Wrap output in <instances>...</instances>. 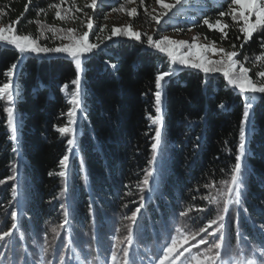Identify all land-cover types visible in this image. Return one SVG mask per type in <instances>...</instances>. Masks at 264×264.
I'll use <instances>...</instances> for the list:
<instances>
[{
    "label": "trees",
    "instance_id": "1",
    "mask_svg": "<svg viewBox=\"0 0 264 264\" xmlns=\"http://www.w3.org/2000/svg\"><path fill=\"white\" fill-rule=\"evenodd\" d=\"M88 1L0 0V23L10 24L20 18L13 26L18 34L39 35L40 44L55 47L63 41L49 31L40 35V25L80 32V18L85 16ZM185 2L197 8L185 16L193 19L181 23L183 28L194 27L208 41L228 49L236 44L241 60L264 51L260 48L264 30H258L240 49L242 21H233L230 15L220 18L221 27L228 25L225 40H221L216 27L210 29L203 24L207 17L215 25L218 13L227 12L231 0ZM52 4L59 8L48 7ZM40 8L44 12L37 16ZM57 10L62 16L74 18L60 20L55 16ZM238 35L240 40L236 39ZM141 41L144 43L118 37L84 60V111L77 114V152L71 155L66 178L57 173L61 170L60 159L68 154L70 137L61 136L56 128L68 123V97L75 90L72 81L77 75L75 63L66 54L21 57L14 47L0 42V86L7 82L4 73L13 63L18 64L13 82L19 136L18 145L8 139L3 112L7 104L0 100V181H5L0 184V229L11 227L14 221L10 214L16 211V233L30 241L32 237L49 238L51 229L61 226L67 210L70 215L69 223L63 224L65 235L69 232L75 246L83 241L92 252L110 232L128 235L127 226L132 222L126 217L139 206L141 195L145 196V206L138 214L133 242L142 246L156 244L177 223L194 232L207 219L215 218V206H209L202 197L214 195L223 188L222 182L230 180L244 99L227 84L222 73L205 76L199 70L181 68L168 78L163 88V142L154 182L151 191H142L155 129L148 119L156 115L155 76L169 65L165 54L149 48L146 40ZM257 65L245 63L253 79H257ZM64 85L68 86L66 92L60 90ZM14 146L18 149L15 152ZM244 165L243 205L248 212H241L230 224L233 249L237 246V231L254 244L262 239L258 229L264 224V98L259 95L247 125ZM13 176L15 179H10ZM13 188L17 189L15 198ZM200 207L211 211H196ZM181 211L186 216L182 217ZM62 252L67 253L66 246Z\"/></svg>",
    "mask_w": 264,
    "mask_h": 264
},
{
    "label": "snow or ice",
    "instance_id": "2",
    "mask_svg": "<svg viewBox=\"0 0 264 264\" xmlns=\"http://www.w3.org/2000/svg\"><path fill=\"white\" fill-rule=\"evenodd\" d=\"M132 2V0H129ZM31 3V0H29ZM143 4L144 0H140ZM156 3L160 6L161 11L158 15L152 16V19L157 25L161 24L164 17H169V13L180 8L184 0H174L173 3H166L165 0H156ZM98 6V0H91L90 5L93 10ZM235 6V7H233ZM50 8H59V5H49ZM123 5L120 9H113V11L123 10ZM28 6H25V12H27ZM68 9L67 11H70ZM79 11V9H77ZM147 12V8H145ZM155 11V9L153 10ZM44 12V9H37V16ZM129 16H135L137 14L136 9L132 8L128 13ZM87 18L82 22L85 24L87 30L78 32L74 28L58 29L52 26L40 25V21L36 23L40 25V35H43L44 31H49L53 36H59L61 41L67 40L68 43H62L60 46L48 47L39 43L40 36H32L30 34H18L13 27L19 23L20 18L15 21H11L8 26H0V42L14 47L22 56L27 54H66L75 63V69L77 72L76 78L72 81L75 85V90L70 94L68 100L70 109L66 115L68 117V123L65 126L57 127L56 131L61 136L70 137L67 139V151L69 154H65L59 161L61 170L57 173L61 178H66L69 169L70 154L74 153L77 147V114L82 113L84 99V89L81 82V73L83 72V62L87 59L88 54L94 53L96 49L100 47V44L104 41L101 40L99 34H96L97 42H90L89 36L93 32L92 17L87 13L84 14ZM231 16L233 21H242V25L239 27V32L242 33V43L239 45L240 49L253 38L254 34L258 30H264V0H231L228 11L221 10L218 13V19L215 21V25L210 23L209 19L205 17L203 24L208 25L209 28L216 27L221 33V40H225L228 37L227 32L224 31L228 27L224 24L222 27L221 19L225 16ZM56 18L60 20L71 19L74 17L62 16L61 12L57 10L55 12ZM255 18L254 20L252 18ZM106 18V17H105ZM170 18V17H169ZM31 23V21H29ZM103 32V28L100 29ZM8 33V34H5ZM140 32L132 31L131 27L116 28L113 27L111 35L104 39H112L113 37L123 36L136 41H141ZM146 35V44L149 48L165 54L168 59L167 70L160 71L155 76V88L154 92V107L155 116L149 115L148 119L151 125L155 126L153 143L151 144L152 155L148 161L149 169L145 170V175L142 180V191H151V184L154 182V176L156 172L155 165L158 163V152L161 149L163 142V115H162V97L163 88L167 83L168 78L173 76L175 72L181 68H188L199 70L203 72L205 76H211L216 73H222L227 84L243 97V113L239 128V143L235 154V163L230 170V180L224 181L223 188L216 191L214 195H206L202 197L207 201L209 206H215L216 215L215 218L207 219L206 222L194 232H187L182 227L175 229L176 235H170V242H166L160 253L157 255L155 264H264V224L259 226L258 232L262 237L258 244H254L243 236L239 231L236 232L237 246L233 249L230 242V224L238 218L241 212L247 213L248 209L243 205V188L245 184V165L244 159L247 154V125L250 123L251 112L254 109L257 96L264 98V51L253 57L245 55L243 60L238 57L241 55L236 51L237 45L232 44V51H227L224 48H217L215 41L211 44H200L195 42L196 38H193V42L186 40L172 39L168 36H162L159 39H153V35ZM237 40L241 39V36L236 37ZM260 48L264 50V36L260 38ZM209 53L218 56V59H213ZM251 61L253 65H258V69L255 73L257 79H253L250 76L251 69L245 66V63ZM18 64L13 63L10 68L4 73L7 78V82L0 86V100H4L7 104L3 108V112L7 117V130L9 132L8 139L14 142L15 145L19 144L18 136V120L16 117L15 100L16 93L14 87V71L17 69ZM116 67V65H112ZM67 85H64L60 90L66 92ZM221 108L225 105L221 104ZM63 115V113H62ZM14 152L17 151V147H13ZM13 172H16L17 165H13ZM81 171L84 170V162H80ZM53 173L49 172V176ZM15 179V176L10 177ZM5 181H0L3 184ZM206 188H211L213 185H205ZM12 196H17V189H12ZM145 196L141 195L139 206L131 213V216L126 217L132 223L127 226L128 235L125 237L127 246L119 249L118 256L117 244L112 245L111 251V264H134V261L130 258V248L133 244L134 226L137 224L138 214L145 206ZM64 208V205H61ZM198 212L211 211V208L200 207L197 208ZM11 218L14 223L8 230L0 229V245L5 248H9V241L14 236L15 230L18 228V224L15 223L18 219V213L16 211L11 212ZM70 213L65 210L64 212V224H68ZM180 215L186 216L184 211L180 212ZM238 223V221H237ZM64 225H61L63 227ZM52 232L53 241L50 243L45 240V245L41 247V259L40 264H52V260H44V255L52 251V244L56 240L57 229L53 228ZM117 243L123 244L124 241H117ZM206 245L203 251H200V246ZM243 245V247H241ZM192 249H197L194 253ZM187 253V255H185ZM243 253V254H242ZM4 256L0 253V258ZM183 258V259H182ZM9 264H12L11 258H9ZM22 264H27V261H23ZM58 264H67L64 255H59Z\"/></svg>",
    "mask_w": 264,
    "mask_h": 264
},
{
    "label": "rangeland",
    "instance_id": "3",
    "mask_svg": "<svg viewBox=\"0 0 264 264\" xmlns=\"http://www.w3.org/2000/svg\"><path fill=\"white\" fill-rule=\"evenodd\" d=\"M165 2L173 3L174 0H165ZM90 3L91 0L88 1V4L86 3L87 10H83L85 11V13L92 17L94 25L93 32L90 33L89 40L90 42L99 43V41L96 40V34H99L101 40L104 41L96 50L101 49L103 45L107 41H109L108 39L104 38L111 35L113 27L125 28L128 26L131 27L132 31L142 33L141 39L143 40H146V35H143L144 33H146L148 35H153L154 40L159 39L162 36H168L172 39L186 40L190 43L193 42V38H196L195 42L200 44L212 43V41H208L199 33H197L194 27L183 28L182 26H180L181 23H184L185 21H192V17L185 16L191 14V10H196L197 8V5H185V0L180 8L169 13L170 18L164 17L160 25H157L152 19V16L158 15L161 11L160 6L156 3V0H144L143 4L140 3V0H132V2H129V0H98V6L95 10H93L91 7H88ZM121 5L124 6L123 10L113 11V9H120ZM101 7H106V10L101 9ZM132 8L136 9L137 14L135 16H129L128 14ZM145 8H147V12L145 11ZM154 9L155 11H153ZM86 19L87 18L85 16H82L80 18L82 25V30L80 29V32L87 30L85 24L82 23L86 21ZM252 19L254 20L255 18L253 17ZM8 25L9 24L0 23V26L6 27ZM101 28H103V32L100 31ZM118 37H113L112 39ZM62 43H68V41L64 40ZM61 44H59L58 46H60ZM215 46L217 48H224L227 51H232V49H228L217 43H215ZM209 55L212 56L213 59L219 58L218 56L211 53H209ZM15 73L16 70L14 71V75ZM69 98L70 97H68V100ZM76 152L77 150L75 149L74 153ZM72 154H70V158ZM63 224L64 220L61 225ZM177 227L184 228L181 223H177L173 227H170L168 233L166 235L163 234L159 242H157L156 244L142 246L133 242L130 248V258L134 261V264H155L156 257L160 253L162 246L166 242H170V235H176L175 229ZM53 228L57 229L58 235H56V240L54 244H52L53 250L44 255V260H52V264H58L59 255H64L67 264H111L112 245L114 243L117 244L118 256L122 255V253H119V249L127 246V242L125 240L127 234L116 235L115 232H110L111 234L108 236V239L103 240V243H100L98 241V247L95 246V249L91 252L89 246L83 243V241H78L77 245L75 246L70 240L69 232L65 235V227L63 228L61 226H54ZM184 230L189 233L192 232L188 229ZM54 235L55 234L52 232V236L49 238L32 237L30 241L28 238L23 236V234L15 232L14 236L9 241V248H5L3 245H0V253L4 254V256L0 258V264H9V258H11L12 264H22V262L25 260L27 261V264H40V249L43 246H47L45 245V240L51 243L53 241ZM63 239L66 240L64 241ZM57 241L58 245L55 247ZM117 241H124V243L120 244L117 243ZM65 246L67 249V253L62 252ZM205 247L206 245H201L199 250L203 251ZM192 251L195 253L197 249H192ZM185 255H187V253Z\"/></svg>",
    "mask_w": 264,
    "mask_h": 264
}]
</instances>
